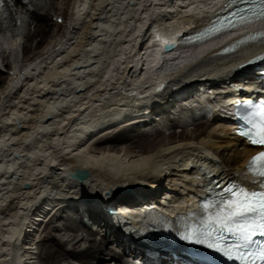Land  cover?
Instances as JSON below:
<instances>
[{"label":"bare ground","instance_id":"obj_1","mask_svg":"<svg viewBox=\"0 0 264 264\" xmlns=\"http://www.w3.org/2000/svg\"><path fill=\"white\" fill-rule=\"evenodd\" d=\"M220 1L40 0L42 14L33 9L37 0H12L2 23L14 69L5 85L0 74V264H123L143 248V237L113 223L108 203L137 197L134 205L175 211L161 216L171 229H156L157 238L178 240L198 218L191 206L208 195L204 170L222 181L246 180L245 164L259 148L224 119L195 120L189 98L209 86V101H226L229 81L264 68L257 59L264 42L201 53L241 26L188 49L176 46V53L162 50L165 39L193 30L196 18L212 17L198 16ZM65 5L69 17L57 12ZM28 8L38 25L25 35ZM54 15L64 24L53 23ZM250 26L229 44L264 31V21ZM38 35L50 41L30 56L29 40ZM75 169L88 176L72 178Z\"/></svg>","mask_w":264,"mask_h":264},{"label":"snow or ice","instance_id":"obj_2","mask_svg":"<svg viewBox=\"0 0 264 264\" xmlns=\"http://www.w3.org/2000/svg\"><path fill=\"white\" fill-rule=\"evenodd\" d=\"M6 3L11 4L12 0H0V15H7ZM242 4L248 6H238ZM221 11L224 14L217 16L211 27L188 37L185 42L202 41L226 30L264 21V0H227ZM258 40L264 42V31L245 35L225 51ZM173 43L165 41L166 47ZM237 104L236 114L246 122L238 134L252 145L264 147V105L248 107L244 101H237ZM244 127L248 130H243ZM247 168L253 177L251 183L258 185L257 188L249 189L235 181L222 186L219 177L213 178L204 170L208 180L205 185L208 195L201 202L204 214L194 223H185L177 233L181 241L193 246L188 250L190 255L186 264H213L215 257L210 253H216L233 264H264V151L253 156ZM201 248L206 251L201 252Z\"/></svg>","mask_w":264,"mask_h":264},{"label":"rangeland","instance_id":"obj_3","mask_svg":"<svg viewBox=\"0 0 264 264\" xmlns=\"http://www.w3.org/2000/svg\"><path fill=\"white\" fill-rule=\"evenodd\" d=\"M37 4H32V5H34L33 6V9H35V10H37L39 13H45L46 11L43 9V6H41V5H39V2H40V0H37ZM35 3V2H34ZM72 3V2H71ZM63 6V5H62ZM61 6V7H62ZM65 7L67 8V11L66 12H63V11H57V12H61V14L63 15V16H66V17H69L70 16V13H71V5L68 7V6H66L65 5ZM26 11H27V13L28 14H24V16H23V18L25 19V23H24V30H25V35H26V32L27 33H36V31H37V25H38V23H35V24H33L34 23V20L32 19V17H31V10L28 8V9H25ZM53 14H56V11H54L53 12ZM56 15H54L52 18H51V21L53 22V23H60L61 25H63L64 24V18L63 17H59V18H57V17H55ZM62 18V19H61ZM54 33H58V28L55 26L54 27ZM24 35V36H25ZM50 37L51 36H44V35H38L37 36V38H36V40L35 41H31V40H29L30 42H32V44H33V46H34V49H32L33 48V46H31V45H29V46H31V47H29L28 49L31 51L30 52V56H34L35 54H38L39 53V50L41 49L40 48V43L42 42V41H44L45 39L46 40H49L50 41ZM38 46V47H37ZM36 48H37V52H36ZM39 49V50H38ZM29 50H28V52H29ZM26 58V55H25V53L22 55V57H21V59L22 60H20V65L21 64H23V61H24V59ZM0 74H1V76H2V83L5 85V83H6V81H8V75H9V72H2V71H0ZM2 84V85H3ZM3 85V86H4ZM156 122H158V121H156ZM192 126V125H191ZM194 126H192V128H193ZM149 129L151 128L150 126L148 127ZM100 236V235H99Z\"/></svg>","mask_w":264,"mask_h":264},{"label":"water","instance_id":"obj_4","mask_svg":"<svg viewBox=\"0 0 264 264\" xmlns=\"http://www.w3.org/2000/svg\"><path fill=\"white\" fill-rule=\"evenodd\" d=\"M170 48V47H166ZM72 178L74 179H79V180H84L88 176V171L86 170H81V169H76L73 173L70 174ZM122 191V190H120Z\"/></svg>","mask_w":264,"mask_h":264}]
</instances>
